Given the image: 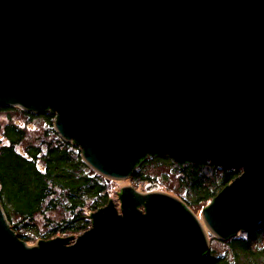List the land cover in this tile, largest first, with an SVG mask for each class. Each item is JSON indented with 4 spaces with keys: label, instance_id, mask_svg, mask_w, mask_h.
Segmentation results:
<instances>
[{
    "label": "water",
    "instance_id": "1",
    "mask_svg": "<svg viewBox=\"0 0 264 264\" xmlns=\"http://www.w3.org/2000/svg\"><path fill=\"white\" fill-rule=\"evenodd\" d=\"M54 130L107 182L146 157L242 169L206 207L125 185L73 238L29 246L0 205V264H200L264 220V0H0V107ZM142 208V209H141Z\"/></svg>",
    "mask_w": 264,
    "mask_h": 264
},
{
    "label": "trees",
    "instance_id": "2",
    "mask_svg": "<svg viewBox=\"0 0 264 264\" xmlns=\"http://www.w3.org/2000/svg\"><path fill=\"white\" fill-rule=\"evenodd\" d=\"M0 111L9 114L20 111L26 115L34 116L35 113L27 112L18 107L1 106ZM47 121L56 120V115L50 110L39 113ZM57 137V141L48 143L44 147L27 146L25 154H20L16 148L25 139V131L18 124L9 121L4 127L2 135L7 144L0 146V205L3 207L12 230L23 241L31 238L18 231V225L11 224L14 213L22 223L23 229L28 230L37 226V218L55 210H62L66 216L59 221L47 219L50 230L43 236L51 239L57 234L84 233L92 225L91 214L106 206L109 202L108 182L91 169L82 159L83 150L75 142H67L56 131H50ZM58 142V143H57ZM80 151H78L76 148ZM146 157L135 168L131 180L138 183L148 180L145 177V168L152 160L169 159L167 155ZM178 165V164H177ZM182 167V179L186 187V195L182 201L191 207L195 204H210L214 197L228 184L239 176L235 169H220L217 178H210L204 174V168L217 170L216 165L203 160L198 163L188 162ZM255 223L248 236L258 234ZM259 227V226H258ZM232 249L237 247L243 253L238 255L244 263L259 255L264 258V249H254L248 240L235 239ZM234 251V250H233ZM211 252L203 258L208 259L205 264H221L226 258H211ZM202 258V259H203ZM202 262V261H201ZM201 264V263H200Z\"/></svg>",
    "mask_w": 264,
    "mask_h": 264
},
{
    "label": "rangeland",
    "instance_id": "3",
    "mask_svg": "<svg viewBox=\"0 0 264 264\" xmlns=\"http://www.w3.org/2000/svg\"><path fill=\"white\" fill-rule=\"evenodd\" d=\"M19 108V107H18ZM13 122L19 125L25 131V139L21 145H19L16 150L20 154H25V147L27 146H37V147H44L48 143H53L55 140L57 141V137L53 135L50 131L54 130V123L55 119L47 121L44 116H39L38 114H34V116L26 115L20 111H12L9 114L0 111V146L2 144H7V141L4 139L2 132L3 127L9 122ZM58 143V142H57ZM76 148V147H74ZM80 151L78 148H76ZM149 157L148 159H150ZM151 160V159H150ZM208 163H211L208 161ZM212 164V163H211ZM218 167L217 170H214L210 167L204 168V174L210 176V178H217L219 176V172L221 167ZM182 167L177 165V163L172 160L171 158L163 159V160H152L147 167L145 168V177L148 180L140 181L138 183L134 182L129 179H122V180H114L111 179L108 182V196L109 199L114 202L118 212H120V200H119V193L121 188L125 185L132 186L136 188L137 191L143 192L145 186L149 182H154L159 184V191L165 192L178 198H182L186 195V187L182 179ZM223 169V168H222ZM239 175L242 173V169L237 170ZM182 200V199H181ZM209 205V204H208ZM206 205V206H208ZM203 204H195L190 207V209L194 212L197 218L202 222L205 226L203 218H202V208L206 207ZM142 209V208H141ZM66 216L62 210H55L46 213L44 216H39L37 218V226L32 229L25 230L23 229L22 223L19 221V218L13 213L11 216V224L18 225V231L26 234L31 239L27 241L29 246L35 245L36 242L39 240H47L43 238V236L50 230L48 224L46 223L47 219H51L53 221L60 220ZM259 226V227H258ZM258 234L248 236V232L239 231L237 234L233 235L227 240H222L217 238L215 235L209 237L210 242V252L211 258H226L230 261L231 264H264V258H259V255L255 256L253 259L248 260V263H244L243 258L238 256L240 254L244 256H249L248 253H243L240 248L232 249L231 243L235 239H242L248 240L249 244L254 249H264V228L262 227L261 222L257 224ZM206 230L207 227L205 226ZM83 233L78 234H57L55 237H71L73 238L69 241L68 244H72L76 241V239ZM48 239V240H51ZM234 250V251H233ZM200 262L201 264H205L208 259L203 258ZM221 264H228V261L223 259Z\"/></svg>",
    "mask_w": 264,
    "mask_h": 264
},
{
    "label": "built area",
    "instance_id": "4",
    "mask_svg": "<svg viewBox=\"0 0 264 264\" xmlns=\"http://www.w3.org/2000/svg\"><path fill=\"white\" fill-rule=\"evenodd\" d=\"M55 114V113H54ZM56 115V114H55Z\"/></svg>",
    "mask_w": 264,
    "mask_h": 264
}]
</instances>
